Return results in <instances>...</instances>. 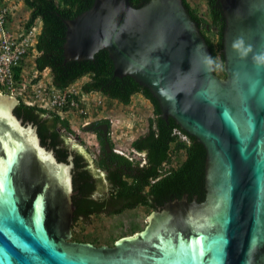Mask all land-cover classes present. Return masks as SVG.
Instances as JSON below:
<instances>
[{"label":"water","instance_id":"water-1","mask_svg":"<svg viewBox=\"0 0 264 264\" xmlns=\"http://www.w3.org/2000/svg\"><path fill=\"white\" fill-rule=\"evenodd\" d=\"M220 3L225 77L183 0H95L65 20V61L106 49L116 75L148 87L162 116L203 143L205 199L168 202L113 246L69 240L72 157L59 161L0 94V264H264V0Z\"/></svg>","mask_w":264,"mask_h":264},{"label":"trees","instance_id":"trees-1","mask_svg":"<svg viewBox=\"0 0 264 264\" xmlns=\"http://www.w3.org/2000/svg\"><path fill=\"white\" fill-rule=\"evenodd\" d=\"M23 1L30 11L23 27L29 29L35 25L40 26L36 42L28 51L37 71L49 68L53 83L61 88L88 75L89 80L82 84L81 92L96 91L124 105L130 103L132 95L141 94L153 106V116L149 118L147 131L131 143L133 149L145 154V162L142 164L122 153L108 151L104 146L98 157L91 159L69 143L67 133H72L73 129L65 115L23 101L15 105L14 113L24 123L37 127L41 144L52 149L59 161L68 162L72 157L73 221L104 213L120 214L138 206L158 211L168 202L182 198L185 194L190 203L194 200L202 202L207 191V151L203 143L185 131L173 117L165 119L162 116L159 102L148 87L139 84L130 75H116L113 60L106 49L97 51L92 59L64 60L67 31L65 20L73 19L90 9L95 0ZM147 1L130 0L135 7ZM205 2L207 12H199L188 0H183L210 48L216 73L225 77V16L220 0ZM21 70L22 67L15 68L17 79L20 78ZM100 120L109 121L106 118ZM177 132L186 135V139H182ZM109 140L111 147H114ZM180 152H183V158L177 156ZM139 229L143 227L134 225L129 234L123 236ZM77 239L91 241L96 246L102 245L96 239L87 240L85 236ZM116 239L109 246H113Z\"/></svg>","mask_w":264,"mask_h":264},{"label":"rangeland","instance_id":"rangeland-1","mask_svg":"<svg viewBox=\"0 0 264 264\" xmlns=\"http://www.w3.org/2000/svg\"><path fill=\"white\" fill-rule=\"evenodd\" d=\"M193 6L197 7L200 12H207L205 0H188ZM9 5L13 9L12 20L14 26L24 24L29 15L23 0H9ZM39 27H37L38 31ZM212 36L215 35L212 33ZM31 63V62H28ZM43 75L49 78L51 72L45 69ZM222 77V76H221ZM89 80L85 75L80 78L74 85L80 87L84 82ZM14 99V98H13ZM153 116V106L148 99L141 94H134L129 104L124 105L121 102L106 97L102 108L94 109L89 117H80L76 113L68 115V119L73 129L72 133H67V139L71 145L91 159L97 158L100 151V144L96 133L92 130L83 128L86 122L96 119L110 118V136L114 147L117 150L127 153L132 159L142 160V154L134 152L131 143L138 136L143 135L148 129L149 118ZM87 123V124H88ZM79 135V137H75ZM143 153V152H141ZM178 157L183 158V152ZM151 211L146 210L143 206L134 209H128L120 214H99L91 215L88 219H79L72 225V236L69 240L78 241L77 238L85 236L90 239H96L104 245H111L114 238H119L124 234H129V230L134 225L140 228L148 223V216ZM142 229H139V231ZM88 242V241H87ZM91 242V241H90Z\"/></svg>","mask_w":264,"mask_h":264},{"label":"built area","instance_id":"built-area-1","mask_svg":"<svg viewBox=\"0 0 264 264\" xmlns=\"http://www.w3.org/2000/svg\"><path fill=\"white\" fill-rule=\"evenodd\" d=\"M13 14L9 0H0V93L12 96L17 103L23 101L26 104L38 105L57 111L67 118L72 113L80 117H89L94 109L102 108L106 96L101 93L81 92L82 85L75 86L76 82L63 88L58 87L53 83L51 75L47 78L43 75L44 71L39 72L35 69L28 51L36 42L40 29L37 31V25L26 29L23 24L10 28V17L12 18ZM16 67H22L18 79L15 74ZM106 118L110 120L109 117ZM177 133L182 139H186V135ZM113 150L131 158L115 147ZM132 150L142 154L140 162L143 164L145 154Z\"/></svg>","mask_w":264,"mask_h":264},{"label":"flooded vegetation","instance_id":"flooded-vegetation-1","mask_svg":"<svg viewBox=\"0 0 264 264\" xmlns=\"http://www.w3.org/2000/svg\"><path fill=\"white\" fill-rule=\"evenodd\" d=\"M208 27L209 26H207V28ZM108 122H110V121H108ZM108 122L104 121V120L102 121L100 119H96V120H93V121L89 122L88 124L82 126L84 129L87 128V130H92V131H94L96 133V137H97V139L99 141V144H100L99 153L102 152L103 146L105 148L106 138L108 139V141H110L109 139H111V136H110L111 125ZM75 137L78 138L79 135L76 134ZM111 141H112V139H111ZM103 142H104V144H103ZM110 146H111V143H110ZM113 148L114 147H111L112 151H113Z\"/></svg>","mask_w":264,"mask_h":264},{"label":"clouds","instance_id":"clouds-1","mask_svg":"<svg viewBox=\"0 0 264 264\" xmlns=\"http://www.w3.org/2000/svg\"><path fill=\"white\" fill-rule=\"evenodd\" d=\"M39 27V26H38ZM40 29V27H39ZM233 47L237 50L241 49L242 47V41H237L233 44ZM241 56H244L247 54L246 51H241L239 53ZM254 62L257 64V65H261V64H264V54H260V55H257L254 57Z\"/></svg>","mask_w":264,"mask_h":264},{"label":"crops","instance_id":"crops-1","mask_svg":"<svg viewBox=\"0 0 264 264\" xmlns=\"http://www.w3.org/2000/svg\"><path fill=\"white\" fill-rule=\"evenodd\" d=\"M29 12H30V11H29ZM28 16H29V15H28ZM14 18H15V17H12V18L10 17V23H9L10 28H12V27L15 26V25H14V26L12 25V23H13L12 20H13ZM13 24H15V23H13ZM23 25H24V24H23ZM39 27H40V26H39ZM47 69H49V68H47Z\"/></svg>","mask_w":264,"mask_h":264},{"label":"bare ground","instance_id":"bare-ground-1","mask_svg":"<svg viewBox=\"0 0 264 264\" xmlns=\"http://www.w3.org/2000/svg\"><path fill=\"white\" fill-rule=\"evenodd\" d=\"M1 94V93H0ZM12 97V96H11ZM13 98V97H12ZM15 99V98H14Z\"/></svg>","mask_w":264,"mask_h":264}]
</instances>
